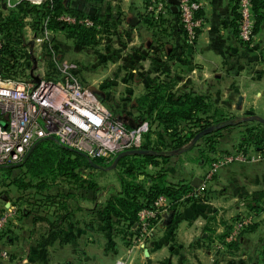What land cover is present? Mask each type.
Instances as JSON below:
<instances>
[{"label": "crops", "instance_id": "0c3cea01", "mask_svg": "<svg viewBox=\"0 0 264 264\" xmlns=\"http://www.w3.org/2000/svg\"><path fill=\"white\" fill-rule=\"evenodd\" d=\"M236 1L200 0L199 14L204 24L192 47L185 42L179 12H172L169 3L168 13L159 21L153 19L154 25L144 21L145 0H66V7L79 15L108 21L112 30L124 32L120 35L127 38L126 46L137 50L136 58L144 60L148 80L171 79L174 90H229L228 106L232 102L237 104L242 97L243 121L220 131L215 138L216 151L210 156L218 160L239 150L241 130L256 126L253 117L264 118V0H254L255 36L251 46L237 36ZM1 9L6 10L2 6ZM142 47L146 52L140 50ZM143 76L137 80L135 90H145ZM220 144L226 148H220ZM247 154L264 153L248 146ZM187 156L172 152L148 169L162 174L167 182L193 186V180L201 179L211 164L188 161ZM98 166L82 170L83 177L95 175L99 186L96 200H67V219L57 230L50 229L45 221L46 217L50 221L56 219L52 209L40 206L36 213H31V207L23 204L14 217L13 228L4 238L0 237V264H114L123 256L135 224L131 228L118 225L115 218L103 213L107 198L118 192L120 186L114 167ZM146 181L151 182L150 178ZM205 189L198 190L192 199L183 195L179 205L167 211H173L172 218L167 223L160 219L141 245L134 264H261L264 160L221 164ZM1 200L0 211L13 202L9 198ZM219 206L226 208L228 219L243 212L256 218L240 236L234 251L231 248L227 253L214 248L223 236V228L217 227ZM217 252L228 255L221 256L222 261Z\"/></svg>", "mask_w": 264, "mask_h": 264}, {"label": "trees", "instance_id": "16d2710c", "mask_svg": "<svg viewBox=\"0 0 264 264\" xmlns=\"http://www.w3.org/2000/svg\"><path fill=\"white\" fill-rule=\"evenodd\" d=\"M62 14L82 16L74 9L66 7V0H48L40 5L21 0L15 8L8 11L6 21L0 23V31L3 32L0 38V75L3 78L14 79L15 69L19 68L23 73L32 67L30 43L26 41L24 32L26 19H31L32 22L27 25L38 34L45 30L52 33L61 31L83 49L96 44L97 25L101 26L102 31L111 28L108 21L97 18H91L93 26L69 24L59 20ZM144 21L148 25H154V20L148 13ZM132 110L138 115L133 116V123L137 121L139 124L140 122L148 124L141 145L148 153L125 154L117 160L113 172L120 188L107 198L102 210L105 215L115 218L118 225L125 224L127 228L136 225L137 212L144 207H151L160 195L168 199L170 205L168 210L175 209L183 195L191 199L196 197L193 186L167 182L162 179V174L149 170V165H157L159 159L169 157L174 151L189 154L192 158L190 161L202 160L212 164L215 159L211 158L210 154L216 151L215 138L220 131L235 125L223 123L224 120H215L214 114H210L211 105L206 96L192 91L174 90L171 79H149L144 92L135 98ZM124 125L129 127L127 124ZM209 127H213L210 133L201 136L188 147L198 132ZM240 136L238 151L247 154L249 146L261 154L264 153L263 124L246 126ZM93 161L102 167L110 165L100 158ZM21 165V168L13 166L1 172L6 173L4 175L7 177V184L20 192L17 201L20 205L31 207V213H36L40 206L53 210L56 219L50 221L49 218H45L50 229L57 230L60 223L67 219L69 206L67 200L95 201L97 198L99 186L95 175L92 173L83 177L82 173V170L92 168L89 158L70 149L60 147L51 141H40ZM140 176L144 179H139ZM146 178H150L151 182L147 183ZM33 218L36 219L34 214ZM251 227V223L247 224L241 233ZM136 232L135 226L132 234ZM132 234L129 236V243ZM239 238L240 236L229 242L228 248L234 251ZM223 239L224 234L220 240L223 242ZM260 255V262L264 264V246Z\"/></svg>", "mask_w": 264, "mask_h": 264}, {"label": "built area", "instance_id": "2783aa9c", "mask_svg": "<svg viewBox=\"0 0 264 264\" xmlns=\"http://www.w3.org/2000/svg\"><path fill=\"white\" fill-rule=\"evenodd\" d=\"M21 0H4L8 9H13ZM40 5L48 0H27ZM146 13L153 19H162L169 11L166 0H146ZM200 0H178L179 22L187 46L192 47L204 20L199 14ZM237 36L251 46L255 36L253 0H237ZM59 20L69 24L93 26V21L80 16L62 14ZM44 37L50 35L45 30ZM61 80L38 79L34 84L3 78L0 75V172L24 162L29 151L40 141H51L70 150L78 151L89 159L100 158L113 164L121 152L140 149L142 136L148 130L146 122L135 128L125 127L115 119L103 102L70 73L74 64L61 62L58 65ZM264 160L263 155L251 156L242 151L228 154L212 163L204 181L197 190L204 189L210 174L221 164L233 161ZM169 201L158 196L151 207L137 212V232L131 237L125 254L114 264H134L141 245L147 240L162 214L168 211ZM20 207L9 204L0 211V237L13 227L14 217ZM242 219V218H241ZM238 220L235 229L227 236L233 241L249 219ZM5 257L6 254H1Z\"/></svg>", "mask_w": 264, "mask_h": 264}, {"label": "rangeland", "instance_id": "374dc122", "mask_svg": "<svg viewBox=\"0 0 264 264\" xmlns=\"http://www.w3.org/2000/svg\"><path fill=\"white\" fill-rule=\"evenodd\" d=\"M0 5L3 7V9H6L3 11L0 6V23H3L6 21V17L10 9L5 6L4 0H0ZM80 17L85 18L87 16L82 15ZM26 22L30 24L32 21L29 18L26 19ZM27 23L24 28V32L26 41L30 43L29 51L32 56V67L23 73L19 71V68L15 69V80L28 82L30 84H34L38 79L41 78L55 81L61 80L62 75L59 71L58 65L61 66V62L65 61L75 65V68L70 74L84 86L89 87L92 93H94L103 102L114 118L121 117L122 119L119 120L121 124L128 125V120H132L131 118H133V116H138L136 115V112H133L134 110H132V108L134 106L135 98L142 94L144 90H135L136 82L138 79H140L141 75H144L142 79L145 84H147L148 79L144 73L146 68L143 65L144 60L136 58V56H138L137 50H134L131 46H126L128 43L126 40L127 38L121 37L124 32L120 33V31H114L112 28H110L108 31H102V29L98 28L96 44L92 47L83 49L76 45L71 39L66 37V35L61 31H58L57 33L48 31L50 35H53V38L50 39V35L44 37L43 33L38 34L30 25H27ZM2 36L3 32L0 31V38H2ZM146 40L147 39H144V41ZM140 50L146 52L145 48L143 47ZM186 91H192L195 94L200 92V95L206 96L211 105L210 114H214L215 120H224L223 123L230 124L241 123L243 121L245 114L243 115L240 113L241 105L239 108H237V104H233V102L230 103L229 106L226 104L228 101L229 90ZM234 101L236 103V97ZM256 117H258V115ZM252 119L253 123L256 124V126H259V123L261 122H259L257 118ZM215 134L217 135L218 133ZM33 148L34 146L31 148V150ZM220 148H226V146L220 144ZM222 158L223 156H221L218 160H214L213 163L221 160ZM185 159L190 161L192 158L187 156ZM91 160L93 161L94 159ZM21 164L16 166L21 168ZM111 166L112 165H109L107 168H111ZM215 170L210 174V177L204 183V189L200 192L206 190L205 188L208 186L209 180L211 179ZM209 171H211L210 168L200 179L201 181L199 185L204 181V178ZM4 174L6 173L0 172V206L3 205L1 199L9 198L11 202H16H12L11 204H16V206L19 208L22 206L17 202L20 192L17 188L7 184V177ZM194 188L196 189L194 194H198V187ZM221 199L222 198L220 197L219 201H221ZM4 208H1V211ZM217 218V227L219 229L223 228L221 234H224L225 239H223V242H225V244L219 239L217 240L216 245H214V248H216V250L224 251L225 253L230 250L227 245L229 242H231L226 238L235 229L236 224H238L237 221L241 218H245L249 219V222L252 224V222H254L256 219L253 215L246 214V212H243V214L239 216L235 214L234 217L232 216L228 219L226 208L221 206H219ZM242 230H240V232L236 235L237 237L242 236ZM2 237L4 238V236ZM225 253L218 254L217 252L219 255V260H222L221 256L227 257L228 254Z\"/></svg>", "mask_w": 264, "mask_h": 264}, {"label": "water", "instance_id": "95a60500", "mask_svg": "<svg viewBox=\"0 0 264 264\" xmlns=\"http://www.w3.org/2000/svg\"><path fill=\"white\" fill-rule=\"evenodd\" d=\"M166 1L170 4V10H171L172 12H175V13L178 12V0H166ZM49 38L52 39V38H53V35L51 34V35L49 36ZM241 99H242V97L239 96V98H238V102H237V108H239V106H240ZM253 118H257V120H258L259 122H261V123L264 124V118H261V117H253ZM117 119H118V120H121L122 118H121V117H117ZM123 119H126V118H123ZM128 122H129L128 125H129L130 128H135V127H136V125L132 122V120H128ZM212 130H213V127H209V128H206V129L201 130L200 132H198V133L194 136V138L192 139V141L189 143V146H188V147L192 146V145L197 141L198 138H200V137L203 136V135H206V134L210 133ZM72 151H74V150H72ZM74 152H76V153H78V154H81V155L85 156V154H83V153H81V152H78V151H74ZM146 153H148V151L145 150V149H142V148H140V149H133V150H128V151L121 152V153H119V154L114 158V161H113V164H112L111 167H114L115 164H116V162H117V160H118L121 156H123V155H125V154H146ZM175 153H178V152L174 151L173 154H175ZM89 163H90V165L93 166V167H99V166H98L95 162H93L91 159H89ZM200 181H201L200 179L195 178V179L193 180V182H192V185H193L194 187H198ZM172 215H173V211H169V212H166V213L162 214V218H163L164 221L167 223V222L170 221V219L172 218ZM165 222H164V223H165Z\"/></svg>", "mask_w": 264, "mask_h": 264}]
</instances>
